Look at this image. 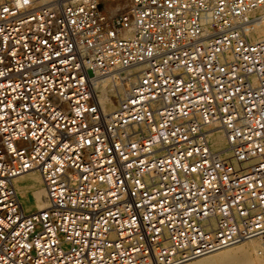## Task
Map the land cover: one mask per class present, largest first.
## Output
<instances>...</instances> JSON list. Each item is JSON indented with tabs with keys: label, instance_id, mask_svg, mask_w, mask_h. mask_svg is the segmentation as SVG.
<instances>
[{
	"label": "built area",
	"instance_id": "built-area-1",
	"mask_svg": "<svg viewBox=\"0 0 264 264\" xmlns=\"http://www.w3.org/2000/svg\"><path fill=\"white\" fill-rule=\"evenodd\" d=\"M104 1L0 0V264L264 259V0Z\"/></svg>",
	"mask_w": 264,
	"mask_h": 264
},
{
	"label": "bare ground",
	"instance_id": "bare-ground-1",
	"mask_svg": "<svg viewBox=\"0 0 264 264\" xmlns=\"http://www.w3.org/2000/svg\"><path fill=\"white\" fill-rule=\"evenodd\" d=\"M261 17L251 36L253 40L264 38V14ZM120 86L112 76L97 74L93 79L94 92L105 112L114 111L116 104L119 103L120 94L125 92V88ZM113 97H117L118 100H114ZM212 141L214 149L218 150L221 147L225 149L226 142L222 132H216ZM17 189L24 206L23 198L34 200L37 210L47 206L46 191L38 173L30 172L18 177ZM25 208L31 210L26 206ZM183 264H264V259L260 256L259 246L252 242L216 251Z\"/></svg>",
	"mask_w": 264,
	"mask_h": 264
},
{
	"label": "rangeland",
	"instance_id": "rangeland-1",
	"mask_svg": "<svg viewBox=\"0 0 264 264\" xmlns=\"http://www.w3.org/2000/svg\"><path fill=\"white\" fill-rule=\"evenodd\" d=\"M129 0H107L103 3V8L109 13H118L128 5ZM120 97V96H119ZM114 100H118L117 97H113ZM120 99V98H119ZM118 103L116 104V106ZM115 106V107H116ZM223 147L219 148L222 149ZM25 200V206L31 208L29 211H36L37 208L34 206V200L23 198Z\"/></svg>",
	"mask_w": 264,
	"mask_h": 264
}]
</instances>
